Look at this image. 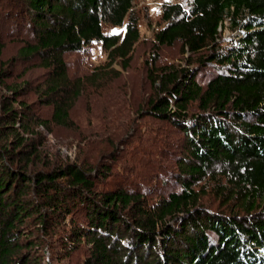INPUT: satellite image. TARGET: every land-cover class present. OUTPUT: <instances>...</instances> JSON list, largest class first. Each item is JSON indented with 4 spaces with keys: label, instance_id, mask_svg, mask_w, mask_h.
Instances as JSON below:
<instances>
[{
    "label": "trees",
    "instance_id": "1",
    "mask_svg": "<svg viewBox=\"0 0 264 264\" xmlns=\"http://www.w3.org/2000/svg\"><path fill=\"white\" fill-rule=\"evenodd\" d=\"M134 3L0 0V52L8 43L18 50L0 61V264H47V247L60 262L82 244L91 246L82 264H264V0L162 9L155 45L180 43L197 56L196 67L157 65V54L147 61L145 110L183 136L180 190L157 201L121 182L107 190L110 163L45 148L40 126L73 129L71 109L89 84L131 67L142 36ZM227 20L240 33L223 40ZM105 24L123 28L109 33ZM92 43L107 53L104 65L70 77L66 55ZM38 67L45 72L31 78ZM39 105L52 108L49 116ZM209 179L231 211L204 206L206 186H196Z\"/></svg>",
    "mask_w": 264,
    "mask_h": 264
},
{
    "label": "rangeland",
    "instance_id": "2",
    "mask_svg": "<svg viewBox=\"0 0 264 264\" xmlns=\"http://www.w3.org/2000/svg\"><path fill=\"white\" fill-rule=\"evenodd\" d=\"M190 1L135 0L133 11L139 17L142 36L136 44L131 67L127 70L121 69L119 78L108 77L101 82L89 84L95 86L85 90L71 109L75 123L73 129L56 126L51 128L53 130L43 126L39 128L46 139L45 148L51 154L66 160L74 161L77 157L82 160L86 157L97 161L101 158V161L110 163L113 170L110 174L107 173V181L101 184L104 189L119 187L121 182V186L125 185L129 190H142L152 201H157L161 195L167 196L169 192L180 190L174 175L178 171L177 159L184 145L183 136L177 127L146 112L147 103L151 98V88L146 76L147 61L151 63L156 54L159 56L157 65L174 63L180 67L197 66V56L183 50L180 43L159 47L155 45L154 40L155 31L166 25L162 20L164 5L178 2L187 4ZM10 25L15 26L14 20ZM122 28L104 25V30L109 33H119ZM221 29L223 40L237 37L240 33L239 30L233 31L229 27L228 20ZM8 31L12 30L8 28ZM20 35L35 42V34L32 31H22ZM8 44L0 52V61L18 51L17 45ZM227 44L224 42L223 46ZM106 59L104 48L100 44L92 43L84 54L66 55L69 75L73 78L86 76L92 69L104 65ZM23 66L19 67L16 73H20ZM44 72L43 68L38 67L32 70L30 76H41ZM12 79L8 81H14V78ZM25 98L29 102L34 101L36 94L29 93ZM51 110L49 106L39 105L37 114L47 117ZM203 186H206V194L202 199L204 206L231 211L228 203H224L222 197L216 194L213 179L203 185H197L196 189L199 190ZM82 245L60 262L53 256V250L47 247V252L44 258L42 257L43 263L82 264L91 248L86 244Z\"/></svg>",
    "mask_w": 264,
    "mask_h": 264
}]
</instances>
